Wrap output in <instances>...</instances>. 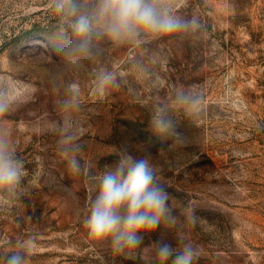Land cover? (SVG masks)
Instances as JSON below:
<instances>
[{"label": "rangeland", "instance_id": "rangeland-1", "mask_svg": "<svg viewBox=\"0 0 264 264\" xmlns=\"http://www.w3.org/2000/svg\"><path fill=\"white\" fill-rule=\"evenodd\" d=\"M60 3L0 0V141L19 171L0 185V264H159L158 238L191 244L193 264H264V0H157L181 28L114 39L101 19L87 51ZM128 155L150 161L175 219L116 253L83 221Z\"/></svg>", "mask_w": 264, "mask_h": 264}, {"label": "clouds", "instance_id": "clouds-1", "mask_svg": "<svg viewBox=\"0 0 264 264\" xmlns=\"http://www.w3.org/2000/svg\"><path fill=\"white\" fill-rule=\"evenodd\" d=\"M64 4L72 14L69 23L72 37L79 41L73 51H87L94 24L101 19L105 31L114 39L133 37L139 30L168 34L183 26L181 21L162 13L157 0H99L96 14L91 17L78 15L71 0H61L58 4L61 11ZM5 107L0 103V112ZM154 128L163 132L167 124L156 120ZM70 167L78 170L79 164L72 160ZM18 179L16 162L0 141V185L15 183ZM168 199L166 190L157 183L148 159L124 156L100 177L97 195L83 225L96 242L110 243L113 252L134 250L142 244L141 233L155 232L162 223L174 222ZM177 244L180 246L174 247L163 238L154 242V254L159 264H167L169 260L171 264H193L198 257L197 249L191 244H181L180 240ZM4 264H26L24 252L6 256Z\"/></svg>", "mask_w": 264, "mask_h": 264}]
</instances>
